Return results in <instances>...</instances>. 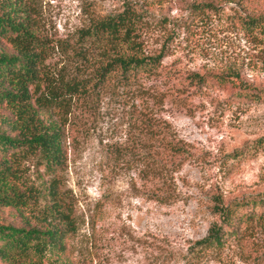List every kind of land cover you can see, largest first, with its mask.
<instances>
[{"label": "rangeland", "instance_id": "1", "mask_svg": "<svg viewBox=\"0 0 264 264\" xmlns=\"http://www.w3.org/2000/svg\"><path fill=\"white\" fill-rule=\"evenodd\" d=\"M0 2L40 55L28 98L0 102V134L57 131L62 150L60 164L38 151L6 155L0 227L61 236L43 253L9 250L0 264H264V26L247 28L264 0ZM125 6L141 17L143 55L164 59L99 78L105 40L82 33ZM2 53L17 55L5 38ZM73 83L82 93L70 99ZM168 142L186 154L172 156ZM154 167L159 184L146 176ZM165 181L169 193H158ZM213 224L224 244L201 251Z\"/></svg>", "mask_w": 264, "mask_h": 264}, {"label": "trees", "instance_id": "2", "mask_svg": "<svg viewBox=\"0 0 264 264\" xmlns=\"http://www.w3.org/2000/svg\"><path fill=\"white\" fill-rule=\"evenodd\" d=\"M5 3L0 2V38H5L8 43L17 51V55L0 54V102L9 104L14 107L18 103L28 98L29 86L36 85L40 78V55L34 52V37L23 29L20 23L6 10ZM204 8L213 9L214 6L206 4ZM257 26H264V16L259 18H250L247 21V28L252 29ZM141 17L137 11L129 6H125L124 10L113 17L107 18L98 23L93 29L84 31L83 38H94L97 40H105V47L102 50V56L106 59V65L99 72V78L105 77L107 74L116 70L126 77L133 71H139L145 68L155 69L162 60L164 54L160 53L155 57L144 56L142 45L140 43L141 36ZM264 32V28L261 29ZM200 80V79H198ZM81 86L77 83L66 84L65 93L73 96L82 93ZM53 102H66L65 97L52 95ZM27 119L24 121L25 128L30 126L32 122ZM13 132H17L16 137L7 134H0V154L2 162L0 164V172H9L7 169V157L15 158L17 152H39L47 163H61V148L59 141V132L30 134L25 135L24 130L19 127H13ZM167 150L172 156H184L186 150L179 143L168 142ZM5 165V166H4ZM1 166H4L1 168ZM151 175L153 181L158 184L164 178H161L163 172L159 167H154L146 176ZM0 177H5V173H0ZM163 183L162 187L155 185L158 193H169L170 185ZM167 185V186H166ZM159 188V189H158ZM157 194L156 198L163 202ZM220 199L216 201L214 207L216 214H219L223 223L229 222L230 212L228 208L220 206ZM61 235L54 230L38 232L36 230L26 231L14 227H0V256H4L9 250L29 251L33 249L38 253L48 248H56L58 246L59 237ZM226 236L222 225L213 224L205 239L197 242L195 247L201 248V251L219 249L224 244Z\"/></svg>", "mask_w": 264, "mask_h": 264}]
</instances>
